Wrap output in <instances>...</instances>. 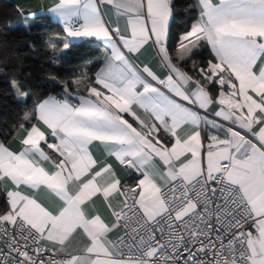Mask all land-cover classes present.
Instances as JSON below:
<instances>
[{
    "label": "snow or ice",
    "instance_id": "1",
    "mask_svg": "<svg viewBox=\"0 0 264 264\" xmlns=\"http://www.w3.org/2000/svg\"><path fill=\"white\" fill-rule=\"evenodd\" d=\"M17 11L52 64L97 54L43 93L0 66V264H264V0Z\"/></svg>",
    "mask_w": 264,
    "mask_h": 264
},
{
    "label": "trees",
    "instance_id": "2",
    "mask_svg": "<svg viewBox=\"0 0 264 264\" xmlns=\"http://www.w3.org/2000/svg\"><path fill=\"white\" fill-rule=\"evenodd\" d=\"M9 23L14 27L8 28ZM60 31L61 28L56 22L43 16L36 21L30 35L26 34L16 6L9 1L0 0V66L7 69L10 74L19 72L22 75L30 72V86L43 93L46 88L42 87V84L47 74L66 75L86 58L97 54L95 45L84 44L71 50L69 63L52 64L46 58V45L42 41L46 36ZM30 44H35V49H31ZM201 53L202 59H207L211 55L210 49H201ZM22 111L23 109L12 98L8 81L0 79V132L9 130Z\"/></svg>",
    "mask_w": 264,
    "mask_h": 264
},
{
    "label": "crops",
    "instance_id": "3",
    "mask_svg": "<svg viewBox=\"0 0 264 264\" xmlns=\"http://www.w3.org/2000/svg\"><path fill=\"white\" fill-rule=\"evenodd\" d=\"M6 1L13 3L16 6V8L17 6L23 8L26 12H42L49 5L52 4V0H6ZM52 21L55 22V20H52ZM145 58L151 59V55L146 54V57H142V59H145ZM153 66L155 67L156 65L153 64ZM121 175L123 177V173Z\"/></svg>",
    "mask_w": 264,
    "mask_h": 264
}]
</instances>
